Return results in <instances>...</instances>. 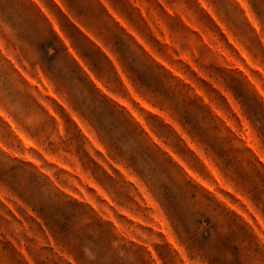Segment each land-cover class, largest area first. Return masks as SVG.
Returning <instances> with one entry per match:
<instances>
[{"label": "rangeland", "instance_id": "rangeland-1", "mask_svg": "<svg viewBox=\"0 0 264 264\" xmlns=\"http://www.w3.org/2000/svg\"><path fill=\"white\" fill-rule=\"evenodd\" d=\"M0 264H264V0H0Z\"/></svg>", "mask_w": 264, "mask_h": 264}]
</instances>
